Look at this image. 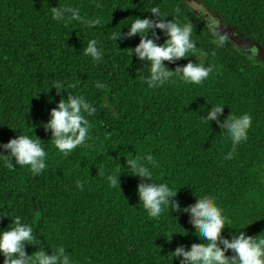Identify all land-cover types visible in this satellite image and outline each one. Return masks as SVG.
<instances>
[{
    "label": "trees",
    "instance_id": "1",
    "mask_svg": "<svg viewBox=\"0 0 264 264\" xmlns=\"http://www.w3.org/2000/svg\"><path fill=\"white\" fill-rule=\"evenodd\" d=\"M200 1L264 48V0ZM62 6L77 9L79 18L52 20L49 9ZM153 6L165 20L192 25L195 56L164 64L169 70L190 60L212 65L201 84L174 75L149 88L147 62L127 49L139 37L112 38L136 16L155 21ZM97 18L101 23L89 27ZM154 31L162 43L165 37ZM213 32L223 35L184 0H0V144L20 131L39 138L46 152V168L35 176L0 160V229L16 217L32 226L38 243L25 245L27 255L62 245L73 264H179L170 252L201 243L197 230L181 210L148 217L136 194L141 181L178 189L172 199L180 209L196 196L214 197L226 238L235 231L264 236V59L251 58L227 35L216 47ZM89 39L102 52L99 62L83 54ZM53 83L95 109L86 115L88 138L67 156L42 127L67 96L63 90L57 96ZM213 105L225 107L220 121L231 113L251 117L231 159H224L232 145L217 120L200 119ZM145 155L156 162L149 165L152 181L127 174L126 160ZM109 174L118 175L119 185L109 186Z\"/></svg>",
    "mask_w": 264,
    "mask_h": 264
},
{
    "label": "clouds",
    "instance_id": "2",
    "mask_svg": "<svg viewBox=\"0 0 264 264\" xmlns=\"http://www.w3.org/2000/svg\"><path fill=\"white\" fill-rule=\"evenodd\" d=\"M51 19L54 21L65 20L66 14L70 13L71 19H78V10L67 7H51ZM150 13L157 19L153 21L148 17L136 16L129 24L127 31L113 35V39L121 36L124 38L137 35L139 42L133 48H127L129 55L136 57L138 62H147V76L145 83L149 88H158L175 75L184 84L199 85L213 71L212 65L205 66L202 62L188 61L183 66L169 70L164 61L172 63L181 58L195 56L196 44L192 37V25L190 23L180 24L173 19L165 20L167 15L162 14L158 7L153 6ZM101 21L92 19L87 21L89 27L99 25ZM154 29H159L160 34L165 37L162 43L157 44L159 39ZM151 33V38L149 37ZM214 43L216 47H222L226 37L217 35ZM83 54L90 57L92 61L99 62L102 52L97 47L95 39H89L83 48ZM191 54V55H190ZM56 89V95L60 96L65 86L61 83L50 84ZM74 86V85H72ZM97 88L104 85L96 82ZM48 91V90H47ZM66 98L61 97L56 106L48 112V119L43 122L45 132L50 131L52 145L62 155L67 156L71 151L84 144L89 134V122L86 115H91L95 109L92 108L82 96L71 95L67 91ZM51 102V98H49ZM225 107L213 105L200 117L202 121L210 122L213 119L224 130L231 141L232 148L224 156V159H231L236 146L246 139V133L251 125V117L245 113L240 116H233L232 113L226 120L220 121L218 116L223 114ZM14 130V129H13ZM36 137V136H35ZM0 160L8 167L15 165L27 167L32 175H39L46 168V152L41 146L39 138H31L29 135L20 133L15 138H10L6 143L0 144ZM6 153V154H5ZM11 157L9 161L8 157ZM151 155L127 159V174L151 179L149 165H155ZM118 175L109 174L107 181L109 186L115 187L118 182ZM77 186H80L77 180ZM178 189H174L165 183H154L141 181L136 186L138 201L142 205L146 215L150 218L160 217L162 212L181 210L190 215L191 223L196 228V235L201 243L192 244L190 249L182 246L176 247L170 253L179 261V264H264V236H248L243 231L233 232L231 238L221 235L225 228V217L222 210L215 203L214 197L210 195L196 196V202L183 209L172 199ZM5 216V215H0ZM6 228V230H4ZM0 229V256L3 257L2 264H73L65 248L57 246L54 251L45 252L40 249L35 256L25 253V245L38 243L33 235V228L27 223L21 222L16 217L7 227ZM174 233V232H173ZM164 236L170 241L172 234ZM231 251L232 255H226Z\"/></svg>",
    "mask_w": 264,
    "mask_h": 264
},
{
    "label": "water",
    "instance_id": "3",
    "mask_svg": "<svg viewBox=\"0 0 264 264\" xmlns=\"http://www.w3.org/2000/svg\"><path fill=\"white\" fill-rule=\"evenodd\" d=\"M188 5L192 10L204 17L217 31L223 35H227L235 45L264 59V48L260 44L233 28L231 24L211 11L203 2L200 0H188ZM229 30L232 32L227 34Z\"/></svg>",
    "mask_w": 264,
    "mask_h": 264
},
{
    "label": "rangeland",
    "instance_id": "4",
    "mask_svg": "<svg viewBox=\"0 0 264 264\" xmlns=\"http://www.w3.org/2000/svg\"><path fill=\"white\" fill-rule=\"evenodd\" d=\"M184 1L187 2L188 0H184ZM245 51H246V50H245ZM246 53L249 54L250 57L253 58V59H255V60H256V58H261V57H259V55H254V54H252V53H250V52H248V51H246Z\"/></svg>",
    "mask_w": 264,
    "mask_h": 264
}]
</instances>
